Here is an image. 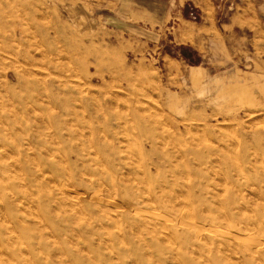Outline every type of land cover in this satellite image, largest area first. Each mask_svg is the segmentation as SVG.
Returning a JSON list of instances; mask_svg holds the SVG:
<instances>
[{"label":"rangeland","instance_id":"rangeland-1","mask_svg":"<svg viewBox=\"0 0 264 264\" xmlns=\"http://www.w3.org/2000/svg\"><path fill=\"white\" fill-rule=\"evenodd\" d=\"M0 56V264H264V0H0Z\"/></svg>","mask_w":264,"mask_h":264},{"label":"bare ground","instance_id":"bare-ground-1","mask_svg":"<svg viewBox=\"0 0 264 264\" xmlns=\"http://www.w3.org/2000/svg\"><path fill=\"white\" fill-rule=\"evenodd\" d=\"M12 36H14L15 38H17V36H18V33H17V31L15 30V32L13 33V35ZM3 53V52H2ZM16 53V52H15ZM14 54V53H13ZM18 54V53H17ZM12 55V54H11ZM1 57V56H0ZM12 57V56H11ZM14 57H17V55H15ZM17 59V58H16ZM1 60V59H0ZM18 62H19V60H18ZM13 69H14V67H12ZM17 68V67H16ZM15 68V69H16ZM12 69V70H13ZM17 70H18V68H17ZM13 71H15V70H13ZM19 71V70H18ZM18 73V72H17ZM17 73H13L14 75V77L18 80L19 78H20V74H17ZM22 75V74H21ZM25 76V75H24ZM10 77V76H9ZM7 78V77H6ZM11 78V77H10ZM25 80V79H24ZM20 81V80H19ZM8 84V83H7ZM7 87V86H6ZM7 88H5V90H6ZM8 89H9V87H8ZM1 90V89H0ZM185 127V126H184Z\"/></svg>","mask_w":264,"mask_h":264}]
</instances>
